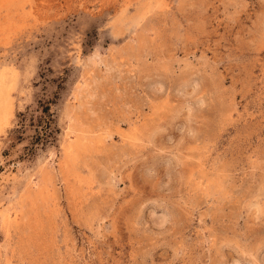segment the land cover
<instances>
[{"label":"rangeland","instance_id":"374dc122","mask_svg":"<svg viewBox=\"0 0 264 264\" xmlns=\"http://www.w3.org/2000/svg\"><path fill=\"white\" fill-rule=\"evenodd\" d=\"M0 264H264V0H0Z\"/></svg>","mask_w":264,"mask_h":264}]
</instances>
